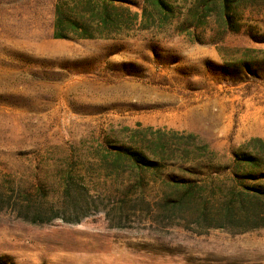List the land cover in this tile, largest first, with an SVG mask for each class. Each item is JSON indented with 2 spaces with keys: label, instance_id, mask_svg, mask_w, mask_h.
I'll return each instance as SVG.
<instances>
[{
  "label": "rangeland",
  "instance_id": "1",
  "mask_svg": "<svg viewBox=\"0 0 264 264\" xmlns=\"http://www.w3.org/2000/svg\"><path fill=\"white\" fill-rule=\"evenodd\" d=\"M128 1L129 13L110 12L118 27L98 23L102 0H0V187L37 183L54 195L71 175L93 200L76 223H30L0 203V263L264 264V228H208L198 204L172 206L167 185L201 153L220 163L264 139V80L228 79L223 68L261 56L264 43L246 22L224 31L204 0H167L169 15ZM57 4L65 26L90 23L94 37H54ZM243 18L264 19V9ZM118 148L157 169L138 179Z\"/></svg>",
  "mask_w": 264,
  "mask_h": 264
},
{
  "label": "trees",
  "instance_id": "2",
  "mask_svg": "<svg viewBox=\"0 0 264 264\" xmlns=\"http://www.w3.org/2000/svg\"><path fill=\"white\" fill-rule=\"evenodd\" d=\"M153 4L163 15L172 13V5L167 0H143ZM128 0H102L103 13L100 25L109 21L118 27L125 25L122 18L115 20L111 10L130 12ZM218 7L221 25L226 32H241L243 22L252 29L249 39L264 43V19L243 18L250 7H262L264 0H204L201 9L209 5ZM137 15V13H134ZM94 15L91 18L94 20ZM65 18L59 4L55 8L54 37L66 38L69 33L78 37H94L90 23L71 22L64 25ZM248 51L256 50L247 47ZM261 56L245 55L242 59L223 66L224 75L235 81L264 80V50ZM204 145L202 149H206ZM117 160L126 164L136 176L140 177L146 169H157L155 162L143 152L130 148H118L114 152ZM187 169L189 176L169 177L167 185L171 188L173 207L183 209L193 203L199 205V217L208 228H220L232 232H246L264 228V139L251 138L231 151L224 162H213L205 153L194 159ZM56 194H48L41 184L7 183L0 187V203L12 208L24 221L42 224L60 219L76 223L89 215L93 203L89 189L74 181L71 175H65ZM204 188L209 191L204 195ZM3 205V206H4ZM3 208V207H1ZM4 264V263H0Z\"/></svg>",
  "mask_w": 264,
  "mask_h": 264
}]
</instances>
